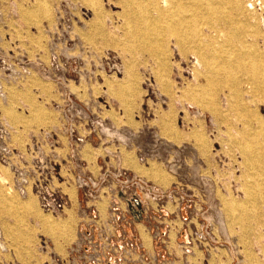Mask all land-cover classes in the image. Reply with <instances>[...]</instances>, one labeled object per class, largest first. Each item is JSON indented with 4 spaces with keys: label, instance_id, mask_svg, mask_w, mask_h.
Segmentation results:
<instances>
[{
    "label": "rangeland",
    "instance_id": "1",
    "mask_svg": "<svg viewBox=\"0 0 264 264\" xmlns=\"http://www.w3.org/2000/svg\"><path fill=\"white\" fill-rule=\"evenodd\" d=\"M100 167L189 195L154 264H264V0H0V264H87Z\"/></svg>",
    "mask_w": 264,
    "mask_h": 264
},
{
    "label": "built area",
    "instance_id": "2",
    "mask_svg": "<svg viewBox=\"0 0 264 264\" xmlns=\"http://www.w3.org/2000/svg\"><path fill=\"white\" fill-rule=\"evenodd\" d=\"M74 175L76 188L83 196L84 223L89 230L97 229L98 240L88 234L80 238L87 246V264H104L108 252L115 249L121 255V260L115 264L134 261L133 254L137 253L140 245L128 235L127 227L134 223V212L139 211L138 205L146 214L154 211L156 215L165 218L188 210L191 202L189 195L179 185L164 187L124 168L106 167L98 173L78 168ZM105 197L108 198V205L106 218H103L99 205ZM49 206L53 211H60L64 203L50 202ZM195 235L207 241L208 234L196 232ZM156 237L165 243L163 236L158 234ZM192 241L193 234L189 233L186 242ZM79 245L72 248V251L83 254Z\"/></svg>",
    "mask_w": 264,
    "mask_h": 264
},
{
    "label": "crops",
    "instance_id": "3",
    "mask_svg": "<svg viewBox=\"0 0 264 264\" xmlns=\"http://www.w3.org/2000/svg\"><path fill=\"white\" fill-rule=\"evenodd\" d=\"M101 169L102 167L97 170V173L100 172ZM107 203L108 198L105 197L99 205L103 218H106ZM138 206L139 211L134 212V223L127 227V233L136 243L140 245V249L137 253L133 254L134 261L128 264H154V260L160 257V255H163L171 250L175 251L178 249L183 253H188L193 250L194 243L186 242V236L191 232L183 226L186 219L185 211L181 212L179 215H170L164 218L156 215L154 211L151 214H146L141 205ZM169 206L170 205H168V207ZM82 220L83 218L81 217L78 225L79 236L84 237L85 234H88L95 240H98L97 229L93 228L89 230L86 225H84L82 229ZM178 222L183 224L182 227H177ZM172 229H175L176 231L174 246L171 244ZM158 234L163 236V239L165 240V243H161V250H159L160 241L156 237ZM120 260L121 255L119 254L118 249H115L114 251L108 252L104 264H115Z\"/></svg>",
    "mask_w": 264,
    "mask_h": 264
},
{
    "label": "bare ground",
    "instance_id": "4",
    "mask_svg": "<svg viewBox=\"0 0 264 264\" xmlns=\"http://www.w3.org/2000/svg\"><path fill=\"white\" fill-rule=\"evenodd\" d=\"M234 5H237V6H238V5H239V2L236 1ZM180 21H181V20H179L178 22H180ZM216 40H217V39H216ZM165 48H166V47H165ZM247 54H253V53H252V52H247ZM251 56L253 57V55H251ZM210 59H211V58H210ZM223 68H224V67H223ZM251 70L254 71V72L256 71L255 69H251ZM252 71H251V72H252ZM223 72H224V71H223Z\"/></svg>",
    "mask_w": 264,
    "mask_h": 264
}]
</instances>
